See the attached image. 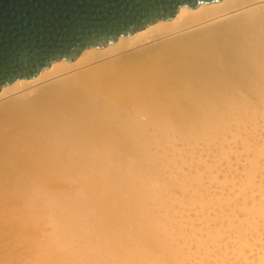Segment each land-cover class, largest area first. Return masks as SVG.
<instances>
[{
    "label": "bare ground",
    "instance_id": "1",
    "mask_svg": "<svg viewBox=\"0 0 264 264\" xmlns=\"http://www.w3.org/2000/svg\"><path fill=\"white\" fill-rule=\"evenodd\" d=\"M259 122L264 0L182 6L4 86L0 264H187L162 213L176 143Z\"/></svg>",
    "mask_w": 264,
    "mask_h": 264
},
{
    "label": "rangeland",
    "instance_id": "2",
    "mask_svg": "<svg viewBox=\"0 0 264 264\" xmlns=\"http://www.w3.org/2000/svg\"><path fill=\"white\" fill-rule=\"evenodd\" d=\"M258 124L229 128L231 134L218 135H227L224 141L176 143L186 164L182 173L174 166L167 172L174 186L162 213L176 220L166 230L178 245L188 240L187 264H264V127Z\"/></svg>",
    "mask_w": 264,
    "mask_h": 264
},
{
    "label": "water",
    "instance_id": "3",
    "mask_svg": "<svg viewBox=\"0 0 264 264\" xmlns=\"http://www.w3.org/2000/svg\"><path fill=\"white\" fill-rule=\"evenodd\" d=\"M221 0H0V90L53 63L73 61L159 21L182 6Z\"/></svg>",
    "mask_w": 264,
    "mask_h": 264
}]
</instances>
